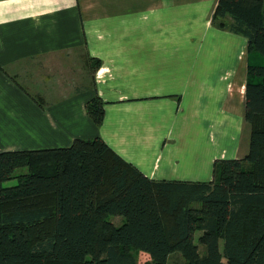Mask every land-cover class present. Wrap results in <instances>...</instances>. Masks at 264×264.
Here are the masks:
<instances>
[{
    "label": "crops",
    "instance_id": "1",
    "mask_svg": "<svg viewBox=\"0 0 264 264\" xmlns=\"http://www.w3.org/2000/svg\"><path fill=\"white\" fill-rule=\"evenodd\" d=\"M218 1L0 0V152L99 137L150 179L211 181L250 138L248 39L213 26Z\"/></svg>",
    "mask_w": 264,
    "mask_h": 264
},
{
    "label": "trees",
    "instance_id": "2",
    "mask_svg": "<svg viewBox=\"0 0 264 264\" xmlns=\"http://www.w3.org/2000/svg\"><path fill=\"white\" fill-rule=\"evenodd\" d=\"M211 21L248 39V154L193 182L150 179L99 137L0 152V264H264V0H219ZM106 104L87 103L97 127Z\"/></svg>",
    "mask_w": 264,
    "mask_h": 264
},
{
    "label": "rangeland",
    "instance_id": "3",
    "mask_svg": "<svg viewBox=\"0 0 264 264\" xmlns=\"http://www.w3.org/2000/svg\"><path fill=\"white\" fill-rule=\"evenodd\" d=\"M82 71H83V72H81V73L78 74V79H77V83L80 82L81 84H82V83H87V82H88V78H86V73H85V71H84V70H82ZM12 73H13V72H12ZM13 74H15V73H13ZM79 77H80V78H79ZM83 77H85V79H84ZM35 80H36V79H35ZM54 81H56V79H54ZM59 82H60V80H59ZM65 82L68 83L67 79H66ZM50 85H52V83L49 84L48 86H50ZM37 100H38V99H37ZM39 101H40V100H39ZM16 183H17V180L14 179V180H12V181L7 182V183L5 184V186H14V185H16ZM109 219H110L112 222H114V224L117 225V226H120V225L124 222V218L119 217V216H110ZM201 234H202L201 232H197V233H196V236H195L196 243H198V239H199V237H200ZM146 259H147L146 256H145V255H142V257H141V263H144L145 261H147ZM184 262H185V259L183 258V256H182L181 254L177 253V254H174V255L169 259L168 264H182V263H184Z\"/></svg>",
    "mask_w": 264,
    "mask_h": 264
}]
</instances>
